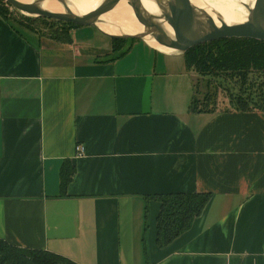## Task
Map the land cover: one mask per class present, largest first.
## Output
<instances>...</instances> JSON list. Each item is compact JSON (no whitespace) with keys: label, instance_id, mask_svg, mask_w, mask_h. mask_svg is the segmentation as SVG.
Listing matches in <instances>:
<instances>
[{"label":"crops","instance_id":"0c3cea01","mask_svg":"<svg viewBox=\"0 0 264 264\" xmlns=\"http://www.w3.org/2000/svg\"><path fill=\"white\" fill-rule=\"evenodd\" d=\"M128 47L0 13V239L76 264H264V110L190 112L183 53ZM176 192L210 199L159 247L151 197Z\"/></svg>","mask_w":264,"mask_h":264},{"label":"trees","instance_id":"16d2710c","mask_svg":"<svg viewBox=\"0 0 264 264\" xmlns=\"http://www.w3.org/2000/svg\"><path fill=\"white\" fill-rule=\"evenodd\" d=\"M4 0H0V4ZM0 13L7 16V9L0 5ZM15 20V19H14ZM46 23L50 18L25 17L15 20L18 25L32 30L37 29L33 22ZM53 21V20H50ZM59 24L53 35L66 34L71 27L78 26L70 22L54 21ZM47 27V26H46ZM60 27L62 29H60ZM43 28H45L43 26ZM59 28V29H58ZM133 39L131 38L130 41ZM128 39L111 38L113 57H119L128 50ZM185 67L198 76L225 75L235 79L240 85L248 84V76L252 72L264 71V40L252 38H221L193 46L183 53ZM234 108L242 111L264 110V103H253L248 99L234 97ZM190 112H213L202 109L199 100L194 96L189 103ZM75 172L74 166L65 160L59 170V187L63 195ZM150 197L145 198L144 216H147V203ZM151 198L160 203L156 218V244L163 247L187 231L194 218L199 216L210 199L209 193L176 192L154 195ZM0 264H76L65 257L43 249H29L11 245L0 239Z\"/></svg>","mask_w":264,"mask_h":264},{"label":"water","instance_id":"95a60500","mask_svg":"<svg viewBox=\"0 0 264 264\" xmlns=\"http://www.w3.org/2000/svg\"><path fill=\"white\" fill-rule=\"evenodd\" d=\"M4 1L29 16L93 26L110 38L144 39L149 36L157 43L178 53H184L193 46L221 38L264 40V0H256L257 5L252 9L248 4L242 3L243 8L249 12L244 22L228 25L221 21L220 26H216L205 11L196 8L190 0H148L155 5L157 13L145 11L141 6V0H126L133 16L141 24L142 32L136 35L120 36L106 34L96 25L99 16L112 9L117 0H101L91 12L84 15L73 13L66 0H56L63 9L62 13H54L42 8L40 3L43 0L30 3L18 0ZM165 26L171 31H168Z\"/></svg>","mask_w":264,"mask_h":264},{"label":"bare ground","instance_id":"6f19581e","mask_svg":"<svg viewBox=\"0 0 264 264\" xmlns=\"http://www.w3.org/2000/svg\"><path fill=\"white\" fill-rule=\"evenodd\" d=\"M18 1L30 3L35 0ZM66 1L73 13L84 15L91 12L101 0ZM190 2L196 8L204 10L216 26H220L221 21L228 25L244 22L245 17L249 16V12L243 8L242 3L248 4L251 9L257 5L256 0H190ZM40 5L42 8L54 13L63 12L61 5L56 0H43ZM141 6L148 13H157L155 5L148 0H141ZM96 25L102 32L113 36L136 35L142 32V26L133 16L132 10L127 5L126 0H117L112 9L99 16ZM165 27L168 31H171L169 27ZM144 40L161 51H174L157 43L149 36H146Z\"/></svg>","mask_w":264,"mask_h":264},{"label":"rangeland","instance_id":"374dc122","mask_svg":"<svg viewBox=\"0 0 264 264\" xmlns=\"http://www.w3.org/2000/svg\"><path fill=\"white\" fill-rule=\"evenodd\" d=\"M0 5L7 9L9 14L6 15L13 22H15V20H23L25 17L34 18L33 16H29L19 10H16L6 1ZM50 20L45 24L39 20L33 23L36 27L41 26L37 27L39 31L44 29L45 32H52L57 27H59V24H53V22L56 20ZM43 26L45 28H43ZM62 28L60 27V29ZM126 39H128L127 43H129L131 38L127 37ZM195 78V85L192 94L196 99L199 100L200 107L202 109H210L213 112L235 109L234 97L236 96L248 99L253 103H264V71L250 73L248 76V84L245 86L240 85L235 79L226 77L225 75H210L202 77L196 74Z\"/></svg>","mask_w":264,"mask_h":264},{"label":"built area","instance_id":"2783aa9c","mask_svg":"<svg viewBox=\"0 0 264 264\" xmlns=\"http://www.w3.org/2000/svg\"><path fill=\"white\" fill-rule=\"evenodd\" d=\"M83 154V147L81 144H77L75 146V155L76 156H79V155H82Z\"/></svg>","mask_w":264,"mask_h":264}]
</instances>
